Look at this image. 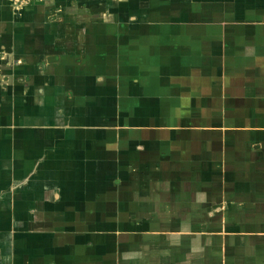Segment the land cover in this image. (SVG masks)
I'll use <instances>...</instances> for the list:
<instances>
[{
  "label": "crops",
  "instance_id": "0c3cea01",
  "mask_svg": "<svg viewBox=\"0 0 264 264\" xmlns=\"http://www.w3.org/2000/svg\"><path fill=\"white\" fill-rule=\"evenodd\" d=\"M195 163L264 264V0H0V264H91Z\"/></svg>",
  "mask_w": 264,
  "mask_h": 264
},
{
  "label": "rangeland",
  "instance_id": "374dc122",
  "mask_svg": "<svg viewBox=\"0 0 264 264\" xmlns=\"http://www.w3.org/2000/svg\"><path fill=\"white\" fill-rule=\"evenodd\" d=\"M176 18V22L180 21ZM214 161L210 160L213 166ZM192 165L190 168L182 164L175 166L172 180L166 178L162 183L158 177V185L154 180L143 185L144 195L148 196L142 199L143 207L134 210L132 219L141 227L129 233L131 224L109 223L111 231L105 230V233L110 237L105 240L111 243L95 249L94 257L87 256L86 260L93 261L91 264H222L224 252L229 257L228 249L232 248L224 231L231 224L228 219L226 227L221 229L224 224L215 215L230 214L229 208L221 211L220 207L209 205L208 200L218 193L214 184L220 181V175L208 176L210 183H205L199 176L203 163ZM116 225L126 230L122 236L112 231ZM219 230L224 231L223 238L222 233H217Z\"/></svg>",
  "mask_w": 264,
  "mask_h": 264
}]
</instances>
